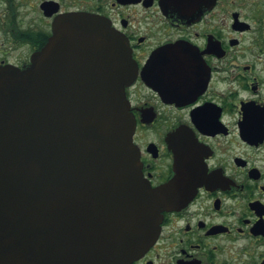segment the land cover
Returning <instances> with one entry per match:
<instances>
[{
    "label": "flooded vegetation",
    "instance_id": "1",
    "mask_svg": "<svg viewBox=\"0 0 264 264\" xmlns=\"http://www.w3.org/2000/svg\"><path fill=\"white\" fill-rule=\"evenodd\" d=\"M80 14L131 48L143 178L160 188L181 173L156 242L132 264H264V0H215L190 18L162 0H0V67L28 69ZM81 79L65 69L71 92Z\"/></svg>",
    "mask_w": 264,
    "mask_h": 264
},
{
    "label": "water",
    "instance_id": "2",
    "mask_svg": "<svg viewBox=\"0 0 264 264\" xmlns=\"http://www.w3.org/2000/svg\"><path fill=\"white\" fill-rule=\"evenodd\" d=\"M214 3L162 0L188 18ZM65 69L82 76L74 93ZM136 75L128 41L83 14L28 69L0 67V264H132L156 242L181 173L160 188L143 178Z\"/></svg>",
    "mask_w": 264,
    "mask_h": 264
}]
</instances>
